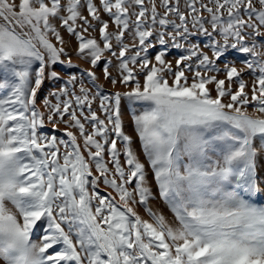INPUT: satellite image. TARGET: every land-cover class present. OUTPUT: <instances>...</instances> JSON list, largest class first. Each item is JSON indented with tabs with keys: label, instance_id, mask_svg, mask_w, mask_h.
Wrapping results in <instances>:
<instances>
[{
	"label": "snow or ice",
	"instance_id": "snow-or-ice-1",
	"mask_svg": "<svg viewBox=\"0 0 264 264\" xmlns=\"http://www.w3.org/2000/svg\"><path fill=\"white\" fill-rule=\"evenodd\" d=\"M262 198L264 0H0L3 264H264Z\"/></svg>",
	"mask_w": 264,
	"mask_h": 264
},
{
	"label": "rangeland",
	"instance_id": "rangeland-1",
	"mask_svg": "<svg viewBox=\"0 0 264 264\" xmlns=\"http://www.w3.org/2000/svg\"><path fill=\"white\" fill-rule=\"evenodd\" d=\"M63 35L65 36L66 40H70V43L68 44V48L70 51V54L72 56V60H73V64L74 65H78V67H73L71 69H68L67 71L70 72H74L79 74L81 69H85L88 67V65L86 63H84L83 61L79 60L76 55H75V46H76V42L74 39L70 38L67 33H63ZM177 54V50L173 49L172 52L169 54V59H173V57ZM237 66L239 67V63H237ZM58 70L63 71L64 70V66H59ZM97 74L100 76V81L99 83L103 85L105 92H112L115 91V89L112 88V86L110 84H108L106 81H104L102 73L100 72V69H97ZM245 78L249 80L250 82V76L249 73L247 71H245L244 73ZM87 83V81H86ZM56 87H59V84H53L51 82H49L48 87L44 90V96L48 95V92ZM122 110L124 112V120H125V131L128 135L133 137V141H134V147L135 150L137 151V153L140 155V158L142 161L146 160V158L144 157L143 153H142V149H141V144L139 141V138L136 136L135 131H134V125L132 123V114L133 112L136 111L135 108H130L127 103H123L122 104ZM48 129H46L47 131ZM149 178L151 179V173H149ZM152 186H153V190L156 191L155 188V182L154 180L152 181ZM264 199V198H262ZM153 207L157 210L163 211L164 214L171 219L172 218V214L171 212L168 210L167 205L163 202L162 199L159 198V196L157 195L156 200L153 202ZM141 214H143L142 210H141ZM0 264H3V261H0Z\"/></svg>",
	"mask_w": 264,
	"mask_h": 264
}]
</instances>
